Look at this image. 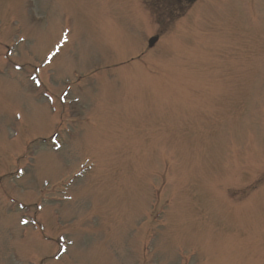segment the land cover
<instances>
[{
	"label": "rangeland",
	"instance_id": "rangeland-1",
	"mask_svg": "<svg viewBox=\"0 0 264 264\" xmlns=\"http://www.w3.org/2000/svg\"><path fill=\"white\" fill-rule=\"evenodd\" d=\"M0 264H264V0H0Z\"/></svg>",
	"mask_w": 264,
	"mask_h": 264
},
{
	"label": "water",
	"instance_id": "water-1",
	"mask_svg": "<svg viewBox=\"0 0 264 264\" xmlns=\"http://www.w3.org/2000/svg\"><path fill=\"white\" fill-rule=\"evenodd\" d=\"M155 42H156V39L151 40L150 46L152 47L155 44Z\"/></svg>",
	"mask_w": 264,
	"mask_h": 264
},
{
	"label": "flooded vegetation",
	"instance_id": "flooded-vegetation-1",
	"mask_svg": "<svg viewBox=\"0 0 264 264\" xmlns=\"http://www.w3.org/2000/svg\"><path fill=\"white\" fill-rule=\"evenodd\" d=\"M179 1H188V2H190V1H194V0H179ZM155 5V4H154Z\"/></svg>",
	"mask_w": 264,
	"mask_h": 264
}]
</instances>
